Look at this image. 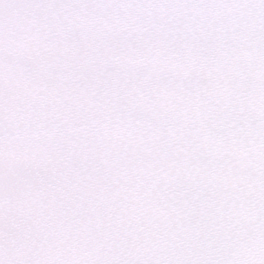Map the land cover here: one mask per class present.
<instances>
[{"label":"snow or ice","instance_id":"snow-or-ice-1","mask_svg":"<svg viewBox=\"0 0 264 264\" xmlns=\"http://www.w3.org/2000/svg\"><path fill=\"white\" fill-rule=\"evenodd\" d=\"M0 264H264V0H0Z\"/></svg>","mask_w":264,"mask_h":264}]
</instances>
